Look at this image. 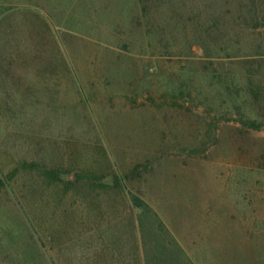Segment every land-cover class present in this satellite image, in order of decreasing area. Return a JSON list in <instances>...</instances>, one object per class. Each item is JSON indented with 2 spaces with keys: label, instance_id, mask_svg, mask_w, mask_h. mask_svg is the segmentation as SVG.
I'll return each mask as SVG.
<instances>
[{
  "label": "rangeland",
  "instance_id": "rangeland-1",
  "mask_svg": "<svg viewBox=\"0 0 264 264\" xmlns=\"http://www.w3.org/2000/svg\"><path fill=\"white\" fill-rule=\"evenodd\" d=\"M135 1L0 0V264H264V130L219 119H264V0L155 9L153 47ZM81 171L99 179L68 187Z\"/></svg>",
  "mask_w": 264,
  "mask_h": 264
},
{
  "label": "trees",
  "instance_id": "trees-1",
  "mask_svg": "<svg viewBox=\"0 0 264 264\" xmlns=\"http://www.w3.org/2000/svg\"><path fill=\"white\" fill-rule=\"evenodd\" d=\"M185 2L186 0H136L135 1V8H136L135 13H133V16L127 20V27L128 29L129 28L131 29L132 22H134L133 20H135L136 24H138V27H139V35H138L139 38L136 39V41L139 42V45L145 44L148 47H153L154 46L153 43L156 41V39L154 40V37L158 35V31H156V29L153 28V24H155L152 21L153 11L155 9L156 10L159 9L162 11L169 12L172 14L174 18L177 19L176 22H179V20H181L182 18V10H184L186 6ZM129 20H132L130 21L131 23L129 22ZM214 23L206 29V32L207 34H209V36L216 35L215 31L217 27ZM167 24H168L167 21L163 23V25H167ZM217 41L218 39H215L212 37L206 43L201 42L200 46L201 45L203 47L206 46V48L209 49L211 46L215 45ZM156 42L161 43L162 41L160 39H157ZM164 45H165V48L169 47L168 43H164ZM246 74H247L246 76L247 86L244 89L243 95L245 96V99L251 100L250 105L257 106V104L261 100L263 89L258 88V85L254 83L255 77L251 75L250 70L248 68H246ZM238 107H239L238 105H235L234 107V109L236 110L235 116L228 117L225 115H220L219 119L224 120V121L237 122L243 127L247 129H251V130H256V131L264 130V119L259 120V119L250 118L243 111H240ZM149 166L150 164L148 162V163L143 164V169L141 170L139 169L140 165H138V166H135L132 170L125 172L121 175H118V174L112 175L113 187L122 189L126 182L132 181L136 178H141L142 174L149 170ZM45 174L49 179L53 181L62 180L61 179L62 176L60 175L58 170H51L49 172H45ZM4 178L5 177L3 175H0V186L1 187L5 185L7 186V181ZM97 179H99V177L94 175V173L81 171V172L75 173L71 179H67V186L72 188L78 182L82 180H85V181L91 180V181L96 182ZM129 201H130L131 207L137 210L136 217L138 220L139 228L141 229V226L143 225L145 228V231L148 230L150 234L152 235L155 234L153 228H154V222H155L156 216H155V213H153L152 210L150 209L149 205L141 197L135 194H132V195L129 194ZM160 224L159 225L162 226V223ZM145 246L146 245L144 242L143 249L146 251L147 248ZM147 257H148V260L144 259V264H172L171 262L172 260L170 261L171 259L170 256L169 258H165L163 256L158 257L157 255V257L155 258L153 257L151 259L149 256Z\"/></svg>",
  "mask_w": 264,
  "mask_h": 264
}]
</instances>
